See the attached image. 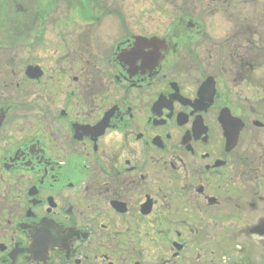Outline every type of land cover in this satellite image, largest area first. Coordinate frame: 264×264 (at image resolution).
<instances>
[{
	"label": "flooded vegetation",
	"instance_id": "1",
	"mask_svg": "<svg viewBox=\"0 0 264 264\" xmlns=\"http://www.w3.org/2000/svg\"><path fill=\"white\" fill-rule=\"evenodd\" d=\"M0 264H264V0H0Z\"/></svg>",
	"mask_w": 264,
	"mask_h": 264
}]
</instances>
